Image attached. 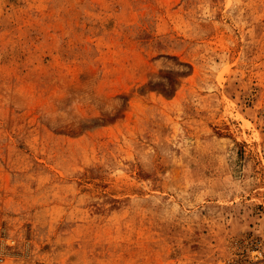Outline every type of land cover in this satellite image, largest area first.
<instances>
[{
	"label": "rangeland",
	"instance_id": "1",
	"mask_svg": "<svg viewBox=\"0 0 264 264\" xmlns=\"http://www.w3.org/2000/svg\"><path fill=\"white\" fill-rule=\"evenodd\" d=\"M0 264H264V0H0Z\"/></svg>",
	"mask_w": 264,
	"mask_h": 264
}]
</instances>
